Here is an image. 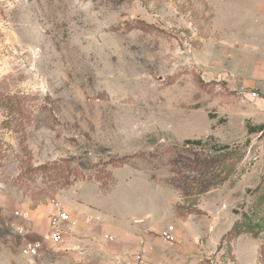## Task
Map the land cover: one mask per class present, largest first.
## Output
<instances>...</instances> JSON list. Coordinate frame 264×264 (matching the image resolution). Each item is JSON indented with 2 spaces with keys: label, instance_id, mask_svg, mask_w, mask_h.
<instances>
[{
  "label": "rangeland",
  "instance_id": "rangeland-1",
  "mask_svg": "<svg viewBox=\"0 0 264 264\" xmlns=\"http://www.w3.org/2000/svg\"><path fill=\"white\" fill-rule=\"evenodd\" d=\"M257 125L264 0H0V264H57L51 216L96 187L116 222L170 201L152 264H264Z\"/></svg>",
  "mask_w": 264,
  "mask_h": 264
},
{
  "label": "crops",
  "instance_id": "crops-1",
  "mask_svg": "<svg viewBox=\"0 0 264 264\" xmlns=\"http://www.w3.org/2000/svg\"><path fill=\"white\" fill-rule=\"evenodd\" d=\"M96 188L99 194L88 195L83 189L75 192L70 202L62 203L63 206L57 205L56 210L62 209L70 217L63 227L65 244L57 248V251L65 254L58 259L57 264H136L135 258L141 251L146 261H149L151 237L166 227L153 219L151 210L140 208H128L116 222L115 212L120 213V210L114 209L103 199L111 191L103 193ZM168 207L177 222L176 226L173 225L174 235L177 239L178 231L182 238L184 221L176 217L170 201ZM119 235L124 241L121 250L116 243Z\"/></svg>",
  "mask_w": 264,
  "mask_h": 264
},
{
  "label": "built area",
  "instance_id": "built-area-1",
  "mask_svg": "<svg viewBox=\"0 0 264 264\" xmlns=\"http://www.w3.org/2000/svg\"><path fill=\"white\" fill-rule=\"evenodd\" d=\"M70 221L69 214L62 209H58L50 218L49 222V234L46 236L53 245L61 243V235L63 233V227ZM160 238L167 244H173L175 242L174 228L173 226H167L160 232ZM42 249V243L40 241H26L20 249V255L24 258L35 260ZM136 264H152L144 258V252L141 251L135 258Z\"/></svg>",
  "mask_w": 264,
  "mask_h": 264
},
{
  "label": "trees",
  "instance_id": "trees-1",
  "mask_svg": "<svg viewBox=\"0 0 264 264\" xmlns=\"http://www.w3.org/2000/svg\"><path fill=\"white\" fill-rule=\"evenodd\" d=\"M264 129V125H257V126H253V127H249L248 128V132H261L262 130ZM184 144L186 145H194V146H199L202 144L201 140H185L184 141ZM227 146L226 145H223L220 147V149H226ZM121 165H127V159H125V162L122 163ZM120 165V166H121ZM237 227H238V224L234 223L232 225V227L230 228V230L225 234L226 235H235L236 237L238 236V234H240L241 232L240 231H237ZM264 261V258L263 260Z\"/></svg>",
  "mask_w": 264,
  "mask_h": 264
}]
</instances>
